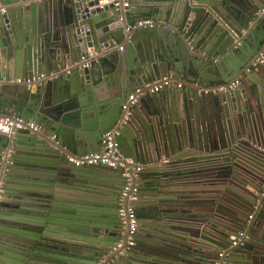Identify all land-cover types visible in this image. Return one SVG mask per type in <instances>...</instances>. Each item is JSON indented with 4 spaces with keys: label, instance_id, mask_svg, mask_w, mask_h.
I'll use <instances>...</instances> for the list:
<instances>
[{
    "label": "water",
    "instance_id": "95a60500",
    "mask_svg": "<svg viewBox=\"0 0 264 264\" xmlns=\"http://www.w3.org/2000/svg\"><path fill=\"white\" fill-rule=\"evenodd\" d=\"M128 1L0 0V117L37 126L0 133V264H216L226 249L222 264H264V61L254 66L264 0ZM143 14L156 24L127 31ZM163 77L195 89L145 94L123 111L137 86ZM114 130L166 196L147 216L138 209L126 253L113 250L127 240L124 170L69 160L102 152ZM241 229L247 238L231 248Z\"/></svg>",
    "mask_w": 264,
    "mask_h": 264
},
{
    "label": "built area",
    "instance_id": "2783aa9c",
    "mask_svg": "<svg viewBox=\"0 0 264 264\" xmlns=\"http://www.w3.org/2000/svg\"><path fill=\"white\" fill-rule=\"evenodd\" d=\"M118 5V4H116ZM125 7L129 6V2L125 1ZM156 22L151 18H143L134 22V24L127 27V31L139 29V28H148L153 27ZM264 61V53L260 54V58L254 63L256 66L258 63ZM81 63L83 67H88L87 60L85 57H82ZM49 76L46 74H41L38 77L22 79L18 78L14 80L16 84L19 85H36L44 79H47ZM2 82H5L2 80ZM240 84V81L232 83V87ZM195 86H189L185 81L176 79L174 77H163L161 79L155 80L151 83H147L144 86H138L134 91L129 95L127 100L123 103L122 109L127 114H129L130 107L134 104L139 97L145 94H156L161 92L164 89L177 88V89H193ZM195 89V88H194ZM223 88L211 89L205 88L199 90L200 93L204 95H209L211 93H218L223 91ZM126 114V116H127ZM37 129V126L32 122H26L23 118L20 117H0V133L5 135L14 134L17 131L25 129ZM120 132L114 130L104 134L101 138L102 152L98 153H89L85 155H76L70 157L69 160L77 167L82 166H96V165H106L110 168H121L124 170L123 176L125 177V183L123 189L118 196V217L120 219V224L124 230L127 232V240L124 238L118 240L114 247V251H122L126 253L130 251L136 245V234L139 228V218L134 206V202L138 200L139 195V183L140 175L144 169V165L136 164L133 161L126 159L116 142V138L119 136ZM3 181L0 183V186L3 185ZM264 188V186H263ZM263 193L260 194L262 196ZM258 210V206H254V212L249 215L248 220L252 221L255 216V212ZM247 238V230L241 229L235 238L231 242V247H238L243 241ZM226 250L221 251L219 254V260L216 264H222V259L226 255ZM97 264H103V260L99 261Z\"/></svg>",
    "mask_w": 264,
    "mask_h": 264
},
{
    "label": "crops",
    "instance_id": "0c3cea01",
    "mask_svg": "<svg viewBox=\"0 0 264 264\" xmlns=\"http://www.w3.org/2000/svg\"><path fill=\"white\" fill-rule=\"evenodd\" d=\"M124 1L127 2L128 0H124ZM128 2H129V4H131L130 1H128ZM145 9H146V3L145 2H141V10H145ZM142 16L144 18H146V17L150 18V16H147V14H143ZM135 17H136V15L130 14V18L131 19H134ZM154 80H156V79H154ZM168 91L169 90L164 89L161 92H159L157 95H159L161 93L162 94L163 93H168ZM155 170H156L155 168L144 167V169L141 172L140 179L138 180V183H139V186H138V188H139L138 200L140 202H139V204H137V206L135 205L136 206L135 208H136V211H137V214H138V218H139L138 209H140V212H142L144 214V216H147L148 213L151 210H154L153 206L154 205H156V206L159 205L161 203V199L166 197L163 193L159 192L160 188L159 189L155 188V186L152 187V185L156 184V182L159 181V180H156L157 177H155V175H154ZM176 176L174 178H176ZM166 179H167L166 177H164V178L161 177L160 181H166ZM182 179H184V176L182 177ZM168 189L176 191V190H182L183 187H182V185H177V186L174 185V186L169 187ZM203 189L208 190L207 192H201L200 193L202 198L206 200L209 197V195L211 194L209 192V190H211L213 188L210 187V186H207V187L203 186ZM194 212H197L196 214H202L201 211H194ZM203 212H205V211H203ZM139 221H140V218H139ZM144 222H145V220H144ZM170 223L174 224V226H178V228L187 227L188 226V225H185L183 223H179L177 221H174V222L170 221ZM214 238L218 239V236L217 237L212 236V239H214ZM226 251L228 253L227 249H226ZM238 260H239L238 257L232 256V257H230V259H229L230 263H228V264H239Z\"/></svg>",
    "mask_w": 264,
    "mask_h": 264
},
{
    "label": "flooded vegetation",
    "instance_id": "af4514ba",
    "mask_svg": "<svg viewBox=\"0 0 264 264\" xmlns=\"http://www.w3.org/2000/svg\"><path fill=\"white\" fill-rule=\"evenodd\" d=\"M250 215V214H249ZM249 215H248V217H247V222H249V220H248V218H249ZM231 247V246H230ZM232 248V247H231ZM221 253V252H220ZM219 253V254H220ZM219 254H218V257H219ZM227 256V252H226V255L224 256V258Z\"/></svg>",
    "mask_w": 264,
    "mask_h": 264
}]
</instances>
